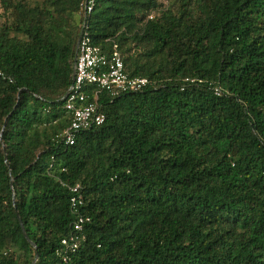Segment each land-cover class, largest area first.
<instances>
[{
  "label": "trees",
  "instance_id": "obj_1",
  "mask_svg": "<svg viewBox=\"0 0 264 264\" xmlns=\"http://www.w3.org/2000/svg\"><path fill=\"white\" fill-rule=\"evenodd\" d=\"M84 1L0 0V264H264V0H95L94 42L151 83L69 145Z\"/></svg>",
  "mask_w": 264,
  "mask_h": 264
},
{
  "label": "built area",
  "instance_id": "obj_2",
  "mask_svg": "<svg viewBox=\"0 0 264 264\" xmlns=\"http://www.w3.org/2000/svg\"><path fill=\"white\" fill-rule=\"evenodd\" d=\"M95 0H85L82 6L84 22L79 34L77 60L74 80L70 84L66 96L64 110L70 116V124L63 133L66 143H75L76 136L90 128L103 124L107 115L103 110L101 96L111 100L123 93L137 92L147 87L151 80L145 76L130 75L124 65L119 44L114 42L110 48L94 42L88 28L87 18L92 12ZM1 74V72H0ZM216 94H221L219 87ZM70 207L75 213L69 234L60 241L57 254L67 261L69 252L75 251L84 239L83 230L90 217L82 214L85 195L80 182L71 186Z\"/></svg>",
  "mask_w": 264,
  "mask_h": 264
},
{
  "label": "water",
  "instance_id": "obj_3",
  "mask_svg": "<svg viewBox=\"0 0 264 264\" xmlns=\"http://www.w3.org/2000/svg\"><path fill=\"white\" fill-rule=\"evenodd\" d=\"M78 40H79V37H78ZM77 47H78V43H77ZM77 49L78 48H76V53H75V57H74V71H73V76H72V80H74V74H75V66H76V60H77ZM66 96V93L64 94V96L62 97V99L64 98ZM5 124H6V121H5V123H4V126H5ZM3 126V127H4ZM13 199H14V203H15V195L13 196ZM17 217H18V220H19V222H20V225H21V227H22V230H23V233H24V236L26 237V239L34 246V247H36V244L28 237V234H27V232H26V229H25V227H24V223H23V221H22V218H21V216H20V214L17 212ZM38 258H39V255L38 254H36V256H35V259L33 260V262H32V264H35L36 263V261L38 260Z\"/></svg>",
  "mask_w": 264,
  "mask_h": 264
},
{
  "label": "rangeland",
  "instance_id": "obj_4",
  "mask_svg": "<svg viewBox=\"0 0 264 264\" xmlns=\"http://www.w3.org/2000/svg\"><path fill=\"white\" fill-rule=\"evenodd\" d=\"M27 1H29V2H30V1H33V2H34V1H38V0H27Z\"/></svg>",
  "mask_w": 264,
  "mask_h": 264
}]
</instances>
